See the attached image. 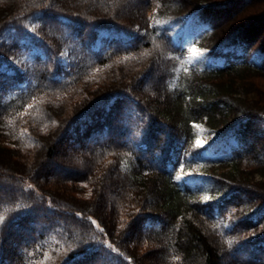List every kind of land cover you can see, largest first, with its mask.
<instances>
[{"label":"trees","instance_id":"1","mask_svg":"<svg viewBox=\"0 0 264 264\" xmlns=\"http://www.w3.org/2000/svg\"><path fill=\"white\" fill-rule=\"evenodd\" d=\"M254 2L0 0V264H28L36 247L44 264H165L195 250L203 264H264V183L241 178L238 163L264 160V106L236 105L230 90L245 70L264 74V36L253 38L264 34V0L248 16ZM189 16L203 24L194 36L207 65L188 63L174 35ZM140 49L141 72L93 88L65 119L37 103ZM21 119L31 127L16 135ZM197 122L216 134V151L193 148ZM8 141L35 153L28 172L7 166ZM194 166L229 169L184 173ZM79 185L83 200L71 196ZM143 239L154 256L139 252Z\"/></svg>","mask_w":264,"mask_h":264},{"label":"rangeland","instance_id":"2","mask_svg":"<svg viewBox=\"0 0 264 264\" xmlns=\"http://www.w3.org/2000/svg\"><path fill=\"white\" fill-rule=\"evenodd\" d=\"M260 7H261V0H255L254 4L246 9V11H248L247 12L248 16L252 15L254 12L258 13L260 11V14L264 12V7L262 9V12H261ZM246 11H244V13ZM193 21H194L193 17L189 16L183 24L177 26L175 30L176 32L174 35L176 39L181 41L182 45L187 50L186 61L188 63H195V64L204 66V65L209 64L211 61H213V57L209 55V49L204 44L196 43L195 36H194L195 31H196L195 29L201 28L203 24L198 23L194 25ZM262 31H263L262 29L261 31L257 29L254 30L253 38L257 37L258 40L261 41L262 36H264ZM144 52L145 50L140 49L139 51L137 50L135 52H131L129 54H126L120 57L118 56L114 59H111L110 61L104 64H101V65H98L97 67L92 69L88 73L87 76H85L82 80H80V82H77V84L68 88L63 93L38 96L36 101L41 106H47V107L51 106L53 111L55 112L59 111L57 118L59 120H63L73 112L74 106H76L78 102L83 97H85L87 93L89 94L93 88L100 86V85L107 84V82L112 81L113 78H118V77L123 78L126 76V78L128 77L127 80H130V78H132L134 75L141 72L145 64L144 62L145 58L143 56ZM251 59H254V61L259 60V58L257 57L255 53L251 55ZM243 72H244L243 79L236 80L237 83H235L233 86H230V90L232 89L237 90L236 94L235 93L233 94V96L236 97L235 104L237 102L239 103V101L241 102L244 101V102H248L249 104H256V105L264 106V74L256 72V71H252V70L250 71L245 70ZM223 82L226 83L227 81L225 80ZM244 90L245 91L248 90L250 92L245 93ZM143 93L146 95L145 91ZM150 96L151 98H153L154 97L153 93H150ZM27 108H32V107L28 106ZM262 115L264 116V114ZM20 116L22 117V112L20 113ZM23 123L24 125H22ZM261 124L264 125V122H262ZM30 125L31 123L27 124L26 119L24 120L21 119L19 128H17V131H14V132L16 133V135L18 134L20 135L22 134L23 131H27L28 126L30 129L31 127ZM195 127L197 130L196 132L197 136L192 145L193 148H195V150L197 147H206L208 145H212L213 147H211L209 150L204 151L207 154V153H211L212 151H216L220 147L221 143L219 141L216 142V138H217L216 134L210 129L208 125H206L203 122H197L195 123ZM39 131H40V128L39 129L37 128L35 132H39ZM2 139L6 140L5 138H2ZM4 145L6 147H4L3 149H6L7 151L6 153L9 157L8 161L10 163V164L8 163L9 165L7 164V166H10V165L12 166V164H15L19 169H21L20 172L22 173L28 172L31 167L26 166L25 162L26 161L31 162L35 158V155H34L35 153L32 150L31 152L28 150H23L22 147L12 145L10 144L9 141L5 142ZM16 147H18L20 150H18ZM261 160L262 162H260L259 165H257V163H254L250 160H246V158H244L241 162H238L241 169L244 171L243 177L241 176V178L245 179V176H247L248 177L247 180L249 181L248 183L249 184L251 183V185L253 184L258 185V183H260L261 185L262 183H264V176H261L258 173H254L256 169H260L264 171V160L262 159V157H261ZM53 164L54 163H50L48 167L51 166V168H53L54 166ZM55 169L56 167L54 168V170ZM228 169H229L228 167L223 168L221 166L220 167L219 166H214V167L194 166V167L187 168L184 171V173H186L188 176L192 178H195L196 176L198 178L199 177L202 178L208 175V172L214 173L216 175L217 174L227 175ZM239 176L240 175H235V179L241 181V178H239ZM71 189L74 190V191H71L72 193L71 196H73L75 199H78V200H83L87 198V195L89 194V187H87L86 185H79ZM145 193L147 194V196H150L152 194L151 186ZM204 197L206 199L208 198V195L205 194ZM238 211L241 213L242 210L238 209ZM120 215H121L120 220L124 222H126L129 219L125 216L124 212H121ZM94 223L98 226L95 220H94ZM260 227L264 229V221H262V223L259 224L258 228ZM208 229L212 237L215 236L216 238H218L216 234L212 232L213 229L209 225H208ZM255 232L257 233L258 230H256ZM255 232L254 231L246 232V236H248L249 234H254ZM220 239L219 241L222 240ZM139 246H140L139 252L143 253L144 251L145 253V250L147 252L151 249L148 254L146 253V256L147 257L154 256V250L152 251V249L155 247H152V244L150 241L143 239ZM250 249L251 248L248 249L247 255L250 254ZM38 253H39V247H36L34 250L31 249L27 251L26 257L29 260L28 264H44L45 263V260H44L45 256L44 255L42 256L40 255V253L39 254ZM45 254H48V253H45ZM48 258L50 257L48 256ZM51 259H52L51 260L52 263L54 264L55 259L53 258ZM252 260L253 261L250 262L249 264L257 263V261H254V259ZM165 264H203V260L199 252L195 250L191 258H189V261L188 260L184 261L179 255H176V256H171Z\"/></svg>","mask_w":264,"mask_h":264}]
</instances>
